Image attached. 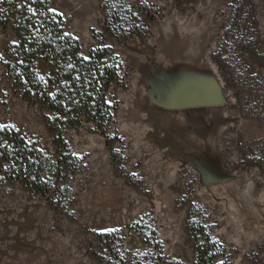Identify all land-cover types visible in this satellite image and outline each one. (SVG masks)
Returning a JSON list of instances; mask_svg holds the SVG:
<instances>
[{
  "label": "rangeland",
  "instance_id": "374dc122",
  "mask_svg": "<svg viewBox=\"0 0 264 264\" xmlns=\"http://www.w3.org/2000/svg\"><path fill=\"white\" fill-rule=\"evenodd\" d=\"M250 3L240 14L257 52L224 54L220 69V36L239 0H51L84 55L110 4L154 20L147 35L111 43L125 74L111 92L106 134L116 139L107 146L89 128L65 135L83 165L64 208L18 183L0 186V264H116L98 237L115 231L122 264H194L191 224L227 245L231 264H264V0ZM14 41L0 29V61ZM37 69L46 75L45 63ZM0 125L53 155L43 114L1 65Z\"/></svg>",
  "mask_w": 264,
  "mask_h": 264
},
{
  "label": "trees",
  "instance_id": "16d2710c",
  "mask_svg": "<svg viewBox=\"0 0 264 264\" xmlns=\"http://www.w3.org/2000/svg\"><path fill=\"white\" fill-rule=\"evenodd\" d=\"M250 2L239 0V6L229 10L233 17L220 36L216 56L220 69L225 65L224 54L242 50L253 55L257 52L249 24L244 27V17L240 14L248 13ZM51 9V0H0V29L15 38L6 47L0 65L15 94L43 114L53 149V155L48 154L36 141L26 139L13 127L0 125V186L18 183L31 195L40 196L55 209L62 210L72 193L69 180L83 165L65 135L89 128L103 135L107 146L116 139L106 134L117 110L111 92L124 85L125 74L111 43L130 39L135 34L147 35L154 14L148 10L140 15L134 8L110 4L102 30L92 31L95 46L84 55L81 42L68 31L66 19ZM147 16L148 21L143 20ZM39 62L47 66L44 77L38 74ZM111 160L120 166V152L113 151ZM189 230L196 241L194 264H231L227 245L213 239L203 225L191 224ZM117 233L98 237L107 240L113 261L122 264ZM156 240L160 253L161 243Z\"/></svg>",
  "mask_w": 264,
  "mask_h": 264
},
{
  "label": "snow or ice",
  "instance_id": "6c2138e0",
  "mask_svg": "<svg viewBox=\"0 0 264 264\" xmlns=\"http://www.w3.org/2000/svg\"><path fill=\"white\" fill-rule=\"evenodd\" d=\"M52 11H55V9H51Z\"/></svg>",
  "mask_w": 264,
  "mask_h": 264
}]
</instances>
